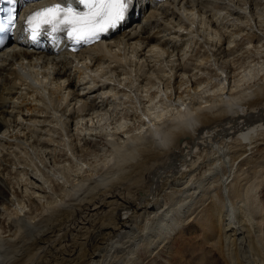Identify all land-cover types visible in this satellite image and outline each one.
I'll return each mask as SVG.
<instances>
[{
    "label": "bare ground",
    "instance_id": "1",
    "mask_svg": "<svg viewBox=\"0 0 264 264\" xmlns=\"http://www.w3.org/2000/svg\"><path fill=\"white\" fill-rule=\"evenodd\" d=\"M220 9L250 19L249 42L261 43L263 34L252 30L264 19V0H170L143 10L144 19L114 41L78 56L17 47L0 54V264H123L116 260L144 252L156 264L160 252L163 264H174L182 252L171 242L191 236L199 246L191 251L193 264H264V225L261 210L255 213L259 201L251 198L254 184L257 189L264 181V83L248 92L239 90L241 78L204 100L194 79L193 93L169 99L174 113L127 111L139 128L121 114L103 134L108 150L88 138L89 122L103 120L108 100L117 96L112 86L139 80L146 93L155 73L171 82L173 75L157 66L158 43L168 36L175 44L208 28ZM167 13L169 23L162 19L163 29L153 31V20ZM220 31L215 52L232 58L238 47L227 42L232 34ZM256 60L249 54L237 70ZM184 63L175 65V80L179 72L193 79L203 68ZM17 124L22 137L14 134ZM59 130L68 138L59 146L64 160L50 145ZM97 151L105 158L92 164L87 157ZM202 168L204 178L195 182Z\"/></svg>",
    "mask_w": 264,
    "mask_h": 264
},
{
    "label": "rangeland",
    "instance_id": "2",
    "mask_svg": "<svg viewBox=\"0 0 264 264\" xmlns=\"http://www.w3.org/2000/svg\"><path fill=\"white\" fill-rule=\"evenodd\" d=\"M216 4H214V6H219L220 3L219 4L216 3ZM246 10L248 11V9H246ZM225 11L226 10L220 9V11L218 12V16L216 15L213 23L208 22V20H210V18L207 19V23H209L207 26L208 28L203 29L202 31L192 33L191 34L192 36L188 35V36H185L181 39H177L179 41L176 40L175 44L171 39L169 40L168 36H165V38H167V39L162 38L161 43H158V44H161L160 46H158V48L160 47L163 51L161 52L162 54L157 55V59H156V60H158L157 66L159 64L161 67L164 66V69H163V70H165L163 72L164 75H166V76L168 75V77L173 75L172 81L171 82L170 81H164L166 79V77L165 78H157L160 74L155 73L154 77L156 76L155 77L156 79H153L152 83L147 85L148 87H150L149 89H148V87H146V89H148L149 93L148 92L145 93V91H144L145 88L143 87V84L139 83V80H135L136 75L133 76L134 77L133 79L135 80L134 85L130 84L127 87H125V86L122 87L121 89L116 88V87H121V85H118L116 87L112 86L113 88L111 87L110 89L113 91L112 93H116L117 96H116V98L111 97V99L108 100L110 105L106 106L107 108L105 109V111H103L104 113H106V115L103 118H101L103 120L95 119L94 123L89 122V124H88L89 128L87 127L89 130L87 129V131L89 133L93 131L92 132L93 135L88 137L89 140L90 139L94 140L98 144L99 148H104V149L108 150L107 149L108 148L107 138L103 134L106 131H110L113 127H115L116 124H114V123L116 121L118 122V119L120 120L121 117H123L122 115L124 113H126L125 116H127V114L130 113V111H132V110L138 111V113H142L144 108H145V110L147 108V110H149V111L151 110V113H154V115H159L163 111H168V112L170 111V114L174 113V110H172V109H174L175 107L173 108L172 106H170L171 100H169V99H172V101H174V99L176 97H178V94L179 95L181 94L183 96H188L191 93H193L195 87L192 86V81L194 79L195 80L199 79L200 83L197 86V87H199V91H196V90L195 91L198 92L199 93L198 96H200L204 100H205V98H204L205 96L219 97V95L223 94V92H221L222 91L221 89H223L225 87L226 88L225 92H226L228 90V86L234 87V85L239 83L237 81H239L241 78H243V81L239 83V85H241L239 90H246L248 92H251V91H253V89H258L260 87V85L262 83H264V19H262L261 22L258 24V26H257L258 28L256 27L252 30L255 32L256 31L258 32L260 30V32L263 34V40L261 41V43H257L255 45V44L249 42V37H248V35H246L247 33L248 34L250 33L249 30L251 29V27L254 23H252L251 20L247 19V18H238L237 15H235V16L228 15V13ZM171 12H172V10L169 11V13H171ZM197 12H198V10H197ZM169 13H167L166 18L163 15L156 17L154 19L155 21L153 20L154 23L153 22L151 23V26H152L151 29L153 31L161 30V28H162L161 20L162 19L169 23V21H170V16H169L170 14ZM159 14H161L160 11H159ZM196 14H198V13H196ZM213 14H216V12L214 11ZM158 18H159V20H158ZM211 19H212V17H211ZM218 26H219V28H218ZM259 26H260V28H259ZM220 29L227 31L226 34H228L229 36L232 34L231 38H229L227 40V42H230V41L235 42V45L238 47L239 51L237 52V55L233 56L232 58H223L222 56H218L217 53L215 52V48H216L217 44L220 42L219 41L220 40L219 35L221 34ZM163 40L166 42H164ZM248 43L251 44L250 48L248 46L249 45ZM177 44H179V45H177ZM163 45L167 46V49L169 50L168 52L166 49L163 48ZM235 45H233V46H235ZM245 45L248 49L245 48ZM245 49H247V50H245ZM164 50L166 52H164ZM248 52L250 55H252L253 57L255 56L257 58L256 64L254 66H251L250 64H248L247 70H245V69L242 71L237 70V69H239L237 67H242L241 65H243V63L246 62L247 56L249 55ZM163 53H168V55H166V54L163 55ZM162 55L165 57L170 55L171 57L169 56V57L165 58ZM129 56L131 57V60L134 59V58H132V56H133L132 53H130ZM160 56H161V59H160L161 61L159 60ZM162 61L164 63L161 64L160 62H162ZM189 61L190 62L192 61L193 68H196L197 63L203 67L202 69L197 68L195 70V73L199 72V74H197L195 76V78L189 79L188 74L185 75L183 73L185 75V76H183L182 73L179 72L177 74V76L179 74L181 76L179 75V77H177V79L175 80V75H174V73H176V71L174 69L175 65L179 64V63L183 64L184 62H185L184 64H187V62L189 63ZM193 61H194V63H193ZM229 61H231L232 63L231 62L228 63ZM102 62H104V61H102ZM104 64H105V62H104ZM160 66H158V67L160 68ZM235 66H236V68H235ZM233 67H234V69H233ZM244 68H245V66H244ZM173 71H174V73H173ZM235 80L237 83L235 82ZM123 83L125 84V82H123ZM182 83H184V84H182ZM179 87H180V90H179ZM80 89L82 91V87ZM118 90H120L121 92ZM124 93L127 94V96H122ZM147 94L150 95V97L151 96L153 98L155 97L154 102H152L151 105H150V103H147V99L150 97H144V96H147ZM142 95H143V97H142ZM127 111H128V113H127ZM24 112H25V115H31V113H29L26 110H23V113ZM21 117L19 118L21 122L19 121L18 123H22V121H24L23 119L25 117L24 116H21ZM125 121H127V123H130L132 126L134 125L133 127H136V126H137L136 128L140 127L138 120L131 114H128V117ZM60 127H61V125H59V128ZM22 128L23 127L21 125L17 124L13 128L14 134H17L19 132V136L22 137L23 136V132L21 130ZM74 129H75V124H73V130ZM60 130H62V127ZM60 130L55 135H53V133H52V135H53L52 137L56 138V141H55V139H53L54 140V142H52L53 144L52 143L50 144V145H53L51 148L56 149V151H58V152L61 149L65 148L63 143L66 141V139H68L67 136H65V134H63V132ZM50 135H48V136H50ZM61 139H63V140H61ZM55 142L56 143L58 142V147L55 146V144H56ZM60 143H62L63 147L61 146ZM82 145H83V141H82ZM59 146L61 149L59 148ZM53 147H55V148H53ZM58 152H57V159L58 160H64L63 159L64 158L63 153L61 151H60L61 154H60V152L59 153ZM33 153H35V152H31L30 159L32 158V161L38 162L39 161L38 156H36ZM97 154L98 155L100 154V155L97 157ZM94 155H90L87 157L88 161L90 160V163H92V164L95 163L97 160L102 161V159L105 158V156H103L104 154L102 153V151H101V153H100V151H97L96 153H94ZM100 156H101V158H100ZM98 158H100V159H98ZM94 159H96V160H94ZM201 170L197 172L196 178L194 177L193 180L195 182H199L200 180H202L204 178L203 172L206 169L202 168ZM260 180H264V177ZM262 183L263 184H259L260 186L257 187V189L259 190L258 192L255 191V190H257L256 185H255L257 183L254 184L253 189L254 188L255 189H254V191L252 190L253 192H251V194H252L251 198L255 197L256 199H254V200H256V202L259 201L258 203L260 204L259 205L257 203L258 207H257V210L255 213L257 214L258 210H259L258 212H260V210H261V213H260V215L257 214L259 216L255 215V217L257 216L259 219L262 220V223H261L262 226L260 225L261 227H263V225H264V223H263L264 217L262 216V215H264V206H263L264 205V181H262ZM205 186H208V185H205ZM169 192L171 194H172V192L174 193V191L172 189H169ZM258 195H259V197L257 198ZM166 198L167 197H165V199ZM259 198L262 200H260ZM165 201L168 202L169 200L166 199ZM242 203L243 202H241V204ZM260 206L262 207V209ZM257 217H256V221H259ZM191 237L187 238L183 244L181 242V239L178 237L175 238V240H174L175 242L174 241L171 242L172 243L171 247H174V248L178 247L179 248L181 246V252H182V259L180 258L179 260H175L174 264H193L192 261L194 262V260H190L191 251H194L196 249V247L198 248L199 246L195 243L197 238H191ZM147 255H148V253L144 252V253H140L138 256L133 255V259H130L127 256H125V257H122L120 259H117L116 261L122 262L123 264H125V263L136 264V260H134L136 257L140 260L139 262L145 261V264H156V263L152 262L150 260V258L147 257ZM157 257L158 258L160 257L157 260V264H160L162 262V260L167 259L165 254L161 253V252ZM162 264H163V262H162Z\"/></svg>",
    "mask_w": 264,
    "mask_h": 264
},
{
    "label": "snow or ice",
    "instance_id": "3",
    "mask_svg": "<svg viewBox=\"0 0 264 264\" xmlns=\"http://www.w3.org/2000/svg\"><path fill=\"white\" fill-rule=\"evenodd\" d=\"M17 0H0L9 7H0V32H9L18 22ZM39 3L40 0H33ZM137 0H62L32 12L26 19V31L36 42L41 34L60 40L66 34L76 45L89 44L101 34L117 27L135 10ZM75 5V6H74ZM83 6V10H79ZM75 50V49H73Z\"/></svg>",
    "mask_w": 264,
    "mask_h": 264
}]
</instances>
